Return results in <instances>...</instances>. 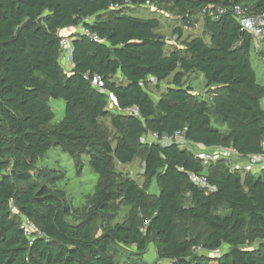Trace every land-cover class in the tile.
Masks as SVG:
<instances>
[{
    "label": "trees",
    "instance_id": "trees-1",
    "mask_svg": "<svg viewBox=\"0 0 264 264\" xmlns=\"http://www.w3.org/2000/svg\"><path fill=\"white\" fill-rule=\"evenodd\" d=\"M148 1L159 0H0V264H117L120 251L133 249L141 258L149 246L160 264H264V171L241 174L223 162L204 168L177 145L139 142L146 133L164 137L184 130L188 141L230 147L243 157L263 151L264 86L249 60L251 36L232 10L241 5L261 13L264 0H163L185 24L206 7L225 10L217 19L203 13L209 42L191 38L182 51L166 49L155 33L158 19L124 12L126 5ZM79 26L98 40L71 38L67 72L59 32ZM193 72L203 76L208 100L184 86ZM86 75L102 78L117 113ZM168 79L154 101L145 85ZM58 99L64 115L53 124L49 101ZM128 109L137 116L124 114ZM108 117L115 144L94 143L99 122ZM88 147L89 166L101 179L115 163L128 165L142 155L144 176L155 181L158 195L123 179L115 190L98 191L83 218L70 222L65 194L31 168L60 148L79 171V150ZM190 174L205 175L214 190L194 185ZM121 208L129 218L111 224ZM20 216L36 227L33 241L22 232ZM184 219L198 228L178 240V220ZM252 243L257 245L250 248ZM225 245L228 250L215 256Z\"/></svg>",
    "mask_w": 264,
    "mask_h": 264
},
{
    "label": "rangeland",
    "instance_id": "rangeland-1",
    "mask_svg": "<svg viewBox=\"0 0 264 264\" xmlns=\"http://www.w3.org/2000/svg\"><path fill=\"white\" fill-rule=\"evenodd\" d=\"M124 12L127 15L135 16L141 19L155 18L160 21V27L155 32L166 43L167 50L182 51L183 44L186 40L195 37H201L206 40V34L202 30L201 15L192 14L189 21L185 24L180 14L173 8L171 4L166 1H148L143 6H129L126 5ZM178 31V32H177ZM61 36L66 35V31L60 32ZM251 45L253 43L251 42ZM255 45V44H254ZM252 48L254 46H251ZM258 50V51H257ZM260 49H253L249 52V60L255 72L256 80L259 84L264 86V51ZM167 81L158 86L153 80H149L145 85L151 98L156 101L159 94L166 90L168 86ZM184 86L192 89L195 96L208 100V90L203 76L197 72L189 73L184 78ZM49 105L54 113L53 124L59 122L64 115V102L61 99L49 101ZM264 109V99L261 102ZM111 113H117L115 109H110ZM223 134L226 132L222 129ZM97 138L94 143L100 141H110L112 145L115 144L117 131L113 128L110 118H106L99 122L97 131ZM91 148H82L79 150L77 156L81 164V169L76 168V160L74 157L68 155L60 148H53L45 155L36 159L32 166L34 174L42 173L44 175L43 181L49 185L51 189L62 191L67 203L70 207V215L68 220L75 222L83 218L91 205L94 203L98 191L102 188L108 190H115L118 184L123 179L133 181L138 188L143 190L147 195L155 197L158 195V187L154 180H148L144 176V157L139 155L135 160L128 165H120L115 163L113 171L107 179L98 177L89 166V157ZM119 207V206H117ZM117 217L110 221L111 224L122 222L129 214L127 210L120 209ZM197 226L191 224L187 220H178V234L177 239L182 240L185 237L193 236L197 230ZM257 243H252L250 248H253ZM228 247L222 246L219 252L214 255L218 256L226 252ZM202 252H197V254ZM133 249L120 251L116 257L117 264H160L156 260L155 251L152 246H149L146 254L139 258L135 256Z\"/></svg>",
    "mask_w": 264,
    "mask_h": 264
},
{
    "label": "built area",
    "instance_id": "built-area-1",
    "mask_svg": "<svg viewBox=\"0 0 264 264\" xmlns=\"http://www.w3.org/2000/svg\"><path fill=\"white\" fill-rule=\"evenodd\" d=\"M203 13H209L214 19H217L222 15L225 10L221 6H209L202 10ZM233 18L242 28V30L251 36L252 43L258 46V42L264 40V12L261 13H251L247 7L241 5H235L232 10ZM88 21V20H86ZM66 31L65 36H61L60 32V49H61V59L64 68L69 72L71 70V41L73 36H87L94 41H97L96 36L91 35L84 27L79 26L76 28H68L63 30ZM84 80L89 81L91 86L100 91L104 92L108 97V108L115 109L117 101L115 96L107 91L103 90L104 84L103 80L98 75H93L91 78L89 76H84ZM124 114L137 116L135 109H128L123 112ZM141 144H159L162 147H167L171 145H177L178 147L187 150L191 153L193 158L204 168L216 162H223L225 166L232 172H239L241 174L254 173L258 174L264 171V142L262 143L263 151L259 154L241 156L234 149L224 146H213L206 147L200 144L188 141L184 136L183 131H177L172 136L160 137L155 133H146L140 137ZM191 182L201 188L213 191V187H209L207 177L205 175L190 174ZM12 214H15V209L12 207L10 209ZM21 220V230L25 236H27L30 241H33L34 235L37 234V229L27 218L20 216ZM203 250L198 248L195 252H202ZM217 256V255H216Z\"/></svg>",
    "mask_w": 264,
    "mask_h": 264
},
{
    "label": "crops",
    "instance_id": "crops-1",
    "mask_svg": "<svg viewBox=\"0 0 264 264\" xmlns=\"http://www.w3.org/2000/svg\"><path fill=\"white\" fill-rule=\"evenodd\" d=\"M194 14V13H193ZM196 14H200L202 17H201V26H202V30L204 31V33L206 34V37H207V39L206 40H204L205 42H209V36H208V34L205 32V29H204V25H203V12L202 11H200V12H196ZM187 41V40H186ZM255 44V43H254ZM251 45V46H254L253 48L251 47L250 48V52L253 50V49H260L259 51L261 52V51H264V41H260V42H258V46L259 47H257L256 48V44L255 45ZM258 51V50H257ZM264 99V97L263 98H261V100H260V105H261V102H262V100ZM262 107V106H261ZM263 109V108H262ZM264 110V109H263ZM225 132H227V130L225 129V128H222ZM139 142H140V139H139ZM224 253V252H223Z\"/></svg>",
    "mask_w": 264,
    "mask_h": 264
}]
</instances>
